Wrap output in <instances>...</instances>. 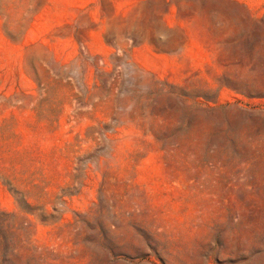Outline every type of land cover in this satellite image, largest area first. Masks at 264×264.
I'll use <instances>...</instances> for the list:
<instances>
[{"label": "rangeland", "instance_id": "374dc122", "mask_svg": "<svg viewBox=\"0 0 264 264\" xmlns=\"http://www.w3.org/2000/svg\"><path fill=\"white\" fill-rule=\"evenodd\" d=\"M0 264H264V0H0Z\"/></svg>", "mask_w": 264, "mask_h": 264}]
</instances>
